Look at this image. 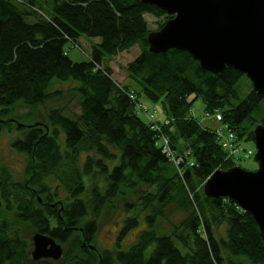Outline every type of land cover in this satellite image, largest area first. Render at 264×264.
Listing matches in <instances>:
<instances>
[{"label":"trees","instance_id":"16d2710c","mask_svg":"<svg viewBox=\"0 0 264 264\" xmlns=\"http://www.w3.org/2000/svg\"><path fill=\"white\" fill-rule=\"evenodd\" d=\"M145 14L170 18L141 0H0V133L15 132L11 148L25 155L28 168L25 180L14 182L0 162V264H264L251 215L202 190L214 170L237 166L239 157L216 129L190 115L200 98L239 151L264 124V93L250 87L241 99L246 76L233 68L212 74L185 51L150 52ZM83 36L94 42L87 58L74 62L64 45L78 46ZM132 46L139 51L125 70L137 89L117 83L106 64ZM65 94L76 111L59 104ZM141 96L161 103L167 124L159 130L137 113ZM48 103L43 124L25 127L10 116L18 104ZM160 135L171 149L183 142L188 156L174 164ZM105 209L122 212L111 249L93 244ZM6 214L32 235L53 238L61 258L32 260L31 237L11 229ZM139 227L123 247L122 237Z\"/></svg>","mask_w":264,"mask_h":264},{"label":"water","instance_id":"95a60500","mask_svg":"<svg viewBox=\"0 0 264 264\" xmlns=\"http://www.w3.org/2000/svg\"><path fill=\"white\" fill-rule=\"evenodd\" d=\"M141 2L170 16L159 31L149 32L150 52L185 51L212 74L231 67L246 76L256 94L264 93V0ZM252 133L256 169L233 166L214 170L204 183L203 193L208 198H228L248 212L264 248V124L256 125ZM30 242L32 260L56 262L63 254L62 246L48 235L34 233Z\"/></svg>","mask_w":264,"mask_h":264},{"label":"rangeland","instance_id":"374dc122","mask_svg":"<svg viewBox=\"0 0 264 264\" xmlns=\"http://www.w3.org/2000/svg\"><path fill=\"white\" fill-rule=\"evenodd\" d=\"M144 18L148 23L150 32L159 31L163 27L164 23L169 19H164L163 17L156 18L148 14H145ZM162 21L163 24L159 26ZM92 42H94V40L88 39L87 37L83 36L80 38L78 46H72L71 43H66L64 45V49L67 51V53L69 54L68 56L72 61L78 62L87 58ZM138 51L139 50L137 46H132L131 48H129V50L120 52L106 60L107 66L110 67L112 71V78L119 84L128 85L131 89H137V85L130 78H127L125 66L129 61L136 57ZM239 84L240 86L238 93L239 97L242 99L252 86L249 85L251 83L246 77H242L239 81ZM54 87L60 88L61 86L56 83L54 84ZM59 104H65L66 108L70 111H76L78 109L76 101H70V97L67 94H65V97L60 100ZM50 105L51 104L48 103L46 106L41 105L37 106L36 108H29L18 104L14 108V112L12 113L13 115L10 114V116L17 117L18 120L22 123V126L24 125L25 127L34 125L36 123L43 124L45 123V110H47ZM261 107L262 111L264 112V101L261 103ZM136 108L140 118H142L144 121L153 122L154 124L157 123L155 124V128L157 130H159L161 124H167L165 113L160 102H151L141 96L139 97V103L136 104ZM190 115L194 117V119H196L197 122L202 126L216 129V131L219 130V132L221 131L222 134L219 135V133L218 135L221 137L220 140L222 141V143L224 139L228 138V131L224 130L225 128H223V124L217 118L218 115L206 113L204 111L203 103L200 98H197L193 101L192 107L190 109ZM257 118H259V116H257ZM12 120L13 119L11 118V122H13ZM14 137L15 132L10 129H4V131L0 133V162L3 166L9 168L14 182H23L26 178L25 174L28 169L26 167L27 158L23 153L16 152L11 148V143ZM159 143L162 146V150L164 149L171 155V160L174 164L176 163V159L181 160V156L179 155L184 154L183 157H186L189 154L188 151L184 150V147L186 145L181 141L178 142L177 149H171L168 139L160 135ZM248 150H251L253 154L247 155L246 151ZM254 153L255 147L253 141L241 142L239 151H236V153H234V155L239 157V159L236 160L237 166L249 171L255 170L257 164L253 159ZM180 162L181 161H178V163ZM188 162V165H190L191 159L188 160ZM49 184L52 186L54 182L51 180L49 181ZM64 196L65 194L59 193V198H63ZM3 216H5L9 220V226L11 227V229L18 228L17 230L22 234L24 240H28L31 237L32 231L27 229L26 226L23 227L21 226V224L16 223V220L9 214ZM121 218L122 212L118 210L116 212H112L107 209L103 210L101 216L96 219L97 230L93 242L95 247L103 249H111L113 247L121 228ZM181 218L182 216L179 214L178 219ZM139 229L140 227L134 228L122 237L121 243L123 247H127L128 245L133 243V241H135ZM217 235H223L222 227L218 229ZM245 264L249 263L247 262Z\"/></svg>","mask_w":264,"mask_h":264},{"label":"built area","instance_id":"2783aa9c","mask_svg":"<svg viewBox=\"0 0 264 264\" xmlns=\"http://www.w3.org/2000/svg\"><path fill=\"white\" fill-rule=\"evenodd\" d=\"M217 118H218V120H219V116H217ZM217 133L219 134V135H221L222 134V132L220 131L219 132V130L217 131ZM232 139H233V136H232V134H230L229 132H228V138L227 139H224L223 140V143H222V145L224 146V147H226L227 149L229 148V150H230V152L231 153H236V147L234 148V145L231 143V141H232ZM163 151L166 153V155H168V156H170L171 157V155L167 152V151H165L164 149H163ZM247 152V155H252L253 154V152L251 151V150H248V151H246ZM244 156V155H243ZM242 156V157H243ZM245 156H246V154H245ZM180 161V159H176V164H178V161Z\"/></svg>","mask_w":264,"mask_h":264}]
</instances>
